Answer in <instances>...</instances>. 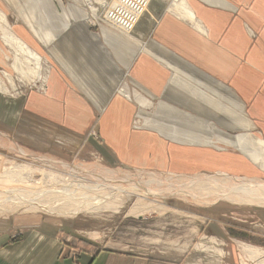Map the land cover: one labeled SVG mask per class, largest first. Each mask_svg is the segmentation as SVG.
Returning a JSON list of instances; mask_svg holds the SVG:
<instances>
[{
    "label": "crops",
    "instance_id": "crops-1",
    "mask_svg": "<svg viewBox=\"0 0 264 264\" xmlns=\"http://www.w3.org/2000/svg\"><path fill=\"white\" fill-rule=\"evenodd\" d=\"M29 1L0 0V9L16 10L25 26L10 25L12 31L50 59L52 96L39 102L31 90L14 108L18 115L11 108L0 116L1 129L43 152L98 153L143 180L212 174L229 183L264 181V0H186L192 19L171 11L170 0L151 32L137 36L143 43L136 52L134 36L107 24L100 34L85 18H65L64 26L42 20L44 6L46 18L59 21L61 1ZM124 73L127 82L114 93ZM92 127L99 140L85 137ZM167 205L162 211L187 214L180 204ZM192 213L218 216L210 208ZM29 216L0 213V264H174L108 246L74 247L63 239L64 221ZM230 243L239 247L240 263L264 260L262 247Z\"/></svg>",
    "mask_w": 264,
    "mask_h": 264
},
{
    "label": "rangeland",
    "instance_id": "rangeland-1",
    "mask_svg": "<svg viewBox=\"0 0 264 264\" xmlns=\"http://www.w3.org/2000/svg\"><path fill=\"white\" fill-rule=\"evenodd\" d=\"M59 1L63 4V8H60V6L58 7V15L60 16L59 21L58 16L56 18H46V8H44V6L42 8L43 12L41 11L44 13V18H42V20L44 19V21H46L48 19L50 22L54 20L56 21L55 24H57V22L63 24L65 18L67 19L76 16V18H78L77 21H80V18H85L90 28L100 34H102L101 31L103 29V25L107 24L111 29H113V31L120 32L122 37L128 38V36H136V38H132L134 41V52H136L138 47L143 43L142 38H137V36H139L140 33L145 34L147 31L151 32L152 27L157 22L156 20L165 11L167 4L170 2V0H110L118 9L119 13L126 16L124 19L125 21L123 23L120 22L117 26L115 23L106 21L102 13H95V9L90 7V2H88V0H53L56 4ZM28 2L30 5L34 4L29 0ZM41 4L43 5V2ZM64 10H67L68 14L63 13ZM4 13L6 14L7 19L10 20L9 25L12 27L22 25L23 22L17 15L18 13L16 10L10 9L7 11V9H5ZM42 20L38 18L37 26ZM66 23L67 21H65L63 26ZM23 25L25 26L24 23ZM63 26L60 28L61 30ZM60 31H58V33L55 32V34H59ZM27 33L29 34V32ZM30 33H32V31H30ZM33 39L36 40L34 37ZM36 41L39 44L38 40ZM42 49L44 50L43 47ZM50 57L55 60L54 57ZM47 59L50 62V59ZM12 61V49H10L7 43L2 42L0 39V80L4 85L3 87L6 89L5 91H0V116H4L6 111L11 108L14 109L15 107H20L19 103L21 102V99L26 100L31 90H35L40 94L38 96L39 99L37 98L39 102H42V99L47 97V100L50 101V96H52L49 90V85L53 82L50 78L51 70L53 69V65L51 63L49 65L47 64L48 62H46V64L43 65V67L46 68L44 69L41 67V75L32 77L29 75L21 76L20 72L12 65ZM44 70L49 71L46 79H42ZM2 71L6 72L7 76L14 79L13 82L15 85L13 84V86H11L8 84L9 82L2 75ZM121 79H123L121 85L117 84V86L114 87V93H118L120 90L119 88L126 84L127 74L124 73ZM128 85L131 90L136 88L131 83H128ZM40 97L42 99H40ZM54 105L55 104H51L52 107ZM19 110L20 109L15 112L14 109L12 116L14 117L15 115H18ZM134 118H138V116H135ZM88 135L92 136V138H96L98 140L100 139L99 133L94 127L90 128L86 132L85 137ZM0 138L3 141L2 142L0 140V156H3L4 159H11L12 163L16 161V163L29 164L30 162L33 167L36 166L38 168L58 173L62 170L59 166L57 167V165L50 166L44 164L40 158H38L39 160L36 158H30L20 152H17L10 146V143L6 140V138L16 142L27 152L43 155L49 158L56 157L58 159H62L63 161L74 163L88 169L91 168V171L96 174L98 171H102L105 176L107 175L110 178H112L111 176L113 174L111 170H116L118 174L123 173L130 175L133 179H136V177L139 179L138 176H140L138 171L131 168L123 165L120 166V164L107 163L102 155L95 152H90V154L86 157H79L76 154L64 155L61 153L43 152L21 144L8 133V130L1 128ZM107 170L108 172H106ZM159 176L164 177L163 174H160ZM152 177L153 175L147 176L145 180H150L148 183L151 184V181L155 178ZM24 183L26 182L19 181L20 186L17 184L15 185L14 183L5 185L7 188L13 187L14 185V188H24ZM148 183L146 185H148L147 187H150V189H157V187L158 189H163L162 185L160 186L157 184L159 182H155V184L158 185L157 187H155L156 185H150ZM199 185L200 184H195L193 185V188L200 190L202 193L209 189H207V187L203 188L202 185ZM209 187L212 189L211 186ZM27 188H29L28 185L26 189ZM129 191H131L129 196L123 192L118 193L116 199L113 201L97 203L98 207L94 209L91 208V205L89 206L87 204V210L85 209L86 212L82 211L72 215H62V213H57L53 209H50L51 204L47 205V208H44L38 205H34L32 207V205L18 203L16 202L17 198L16 200L14 198V201L11 200L12 197H16V194H9V196L8 194H4L5 196H0V202L4 208L7 207L10 210L0 209V213L18 215L29 213V218L31 220L40 215L41 217L39 218L41 219L64 221L67 228L63 232V239L64 241L73 243L75 245L74 247L96 248L108 246L115 249H125L136 254H145L148 257H158L162 260L172 261L174 264H242L236 257L238 253L239 257H241L239 247L236 245L237 247L234 249L229 245L232 244L230 242L237 243V241H248L264 249V203H260L256 200L253 202L243 201L242 203H235L234 201L232 202L226 199L217 201L215 200L217 198L212 199L207 203H198V201L187 200L182 196L177 198L179 200L177 201V195L174 196L175 194L162 191H159L157 194L152 193L148 195L145 193L147 190H144L145 192H143V195H148L147 197H142L140 195V191L138 190L133 191L132 189H129ZM260 195H262V193ZM242 198L248 200L246 196H243ZM171 201L174 205L180 204L181 207L185 209L187 208V214H182L180 212L170 213L165 210L162 211L161 208H168L171 204L167 206L163 205ZM13 202L17 204L12 206L11 204ZM37 202L46 203V201ZM48 203L49 202H47V204ZM135 207L140 210L143 209L142 212L145 209L146 210L141 215H135L138 212ZM151 208H153L154 211H150L152 210ZM205 208H210L213 212L217 213L218 216L214 218L208 215H195L192 213ZM248 208H254L255 211L251 210L249 212ZM45 209H49V211H46ZM190 212L192 214H189ZM55 223L57 224V222ZM59 223L61 224L62 222ZM219 246H223L225 250H223V252L215 250V248ZM222 253L224 254L223 256Z\"/></svg>",
    "mask_w": 264,
    "mask_h": 264
},
{
    "label": "bare ground",
    "instance_id": "bare-ground-1",
    "mask_svg": "<svg viewBox=\"0 0 264 264\" xmlns=\"http://www.w3.org/2000/svg\"><path fill=\"white\" fill-rule=\"evenodd\" d=\"M88 2H90V7L96 10V11L94 10L95 13L98 14L102 13L106 21L110 23H115L117 24V26L120 24V22L123 23L125 21L124 19L126 18V16H124V14H120L118 9L112 4L110 0H92V1L88 0ZM91 8L89 9L92 10ZM169 9L173 12H176V14L178 15L184 17L188 16L190 19H192L193 14L189 6L187 5L186 0H172ZM9 21L10 20L7 19L4 11L0 9V30H1L0 39L2 40V42L7 43L10 49H12V57H13L12 65L15 67V69H17L20 72L21 76L29 75L32 77H36L41 75V71H40L41 67H43V65L46 64V62H48L47 64L50 65L49 60L45 56L41 55L38 51H36L35 48L28 45L24 40H22L19 36H17L12 31L11 26L9 25L10 23ZM116 32L120 35V32L118 31ZM139 37H143V34L140 33ZM43 74L44 75H42V79H46V77L49 74V71L44 70ZM2 75L8 80L9 82L8 84L13 86L14 79L11 78L10 76H7L6 72L3 71H2ZM3 86L4 85L0 80V90H6ZM6 140L10 143V146L14 148L17 152H20L23 155H26L30 158H36V159L40 158L44 164L50 166L57 165V167L59 166L60 169H62L63 171L61 170L58 173L55 171H49L43 168H38L36 166L33 167V165H31L32 163L30 162L29 164L16 163V161L12 163L11 159L8 158L4 159L3 156H0V196L4 194H8V196L9 194L10 195L16 194L15 195L16 197H12L11 200H13L14 198L16 200L17 198L16 202L32 205V207L34 205H38L47 208V205L51 204L50 209H53L57 213L60 214L62 213V215L63 214L72 215L74 213H78L82 211L86 212L87 204L89 206L91 205V208L93 209L97 208L98 207L97 203L113 201L114 199H116L118 193L123 192L124 194L126 193V195L129 196V193L131 192L129 191V189H132L133 191L135 190L140 191V195L142 197L146 196L143 195V192H145L144 190H147L145 193L148 195L152 193L157 194L159 191H162V192H167L178 196H182L187 200L198 201V203H207L215 198H217L215 200L226 199L232 202L234 201L236 203L239 202L242 203L243 201L253 202L254 200L260 203H264L263 180L262 181L255 180L254 178L239 179L238 177L237 179H234L236 177L234 178L231 177L232 183H229V181L223 180L225 178L221 179L218 176L209 174L206 177H203L204 175L203 176L195 175L193 178H190L189 181L178 180V179H174V177H169V176L166 178H158V179L152 177L154 179L153 181H151L152 183L150 184L148 183L150 182V180L148 179L142 180L140 178L137 179V177L136 179L135 178L133 179L132 176L130 175H126L123 173L118 174L116 170L115 171L111 170L113 174L111 176L112 178H110L107 175L105 176V174L102 171H98L97 174L95 172H92L90 167H89L90 169H88L86 167H82L74 163L63 161L62 159H58L56 157L49 158L43 155H37L34 153L27 152L16 142L7 138ZM106 172H108V170ZM217 173L220 174L223 172H217ZM19 181L26 182L24 183L23 186L24 188L21 187L20 188L16 187L17 189L14 188L16 184L20 186L21 183L19 184ZM154 182L161 183V184L159 183L157 184L160 186L162 185L163 189H158L157 187L158 185H156ZM11 183H14L15 185L13 187L7 188L5 184H11ZM147 183L150 185H156L155 187H157V189L155 188L150 189V187H147L148 186L146 185ZM26 184L29 186V188L27 189H26L27 187ZM195 184H200L203 186V188L207 187V189L208 188L210 189L209 186H211L212 189L210 190L208 189L207 191L202 193L200 192V190L193 188V185ZM261 193L262 195H260ZM243 196H246L248 200L243 199L242 198ZM37 201H43V202L46 201V203H42V202L39 203ZM47 202L49 203L47 204ZM16 204L15 202H13L11 205L15 206ZM136 207L135 209H137ZM0 209L6 210L8 208L7 207L4 208L1 203ZM151 209L154 210L153 208ZM45 210L49 211V209H45ZM142 210L137 209L136 211H138L137 212L138 214H143V212L146 209L143 212ZM245 248L247 249V247ZM258 252L259 249L255 253L257 254ZM259 263L263 264L264 260H261Z\"/></svg>",
    "mask_w": 264,
    "mask_h": 264
}]
</instances>
